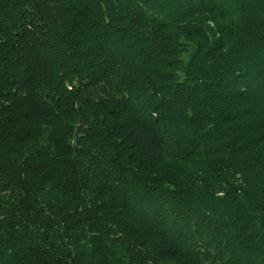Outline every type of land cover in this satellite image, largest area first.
Segmentation results:
<instances>
[{"label": "trees", "instance_id": "trees-1", "mask_svg": "<svg viewBox=\"0 0 264 264\" xmlns=\"http://www.w3.org/2000/svg\"><path fill=\"white\" fill-rule=\"evenodd\" d=\"M0 138V264H264V0H0Z\"/></svg>", "mask_w": 264, "mask_h": 264}, {"label": "rangeland", "instance_id": "rangeland-1", "mask_svg": "<svg viewBox=\"0 0 264 264\" xmlns=\"http://www.w3.org/2000/svg\"><path fill=\"white\" fill-rule=\"evenodd\" d=\"M0 140H1V138H0ZM0 145H2V143H0ZM51 154V153H50ZM22 155H23V158H30V157H34V158H40L41 157V155L43 156V155H46V156H48V153H47V151H45V150H43V149H36V150H30V151H28V150H23L22 151Z\"/></svg>", "mask_w": 264, "mask_h": 264}]
</instances>
